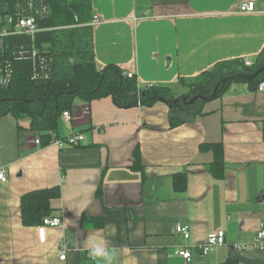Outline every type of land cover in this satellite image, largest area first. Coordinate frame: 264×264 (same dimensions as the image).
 <instances>
[{
	"label": "crops",
	"instance_id": "crops-1",
	"mask_svg": "<svg viewBox=\"0 0 264 264\" xmlns=\"http://www.w3.org/2000/svg\"><path fill=\"white\" fill-rule=\"evenodd\" d=\"M242 1L91 0L97 67L116 64L141 85L182 93L181 79L221 61H254L264 49V0L251 13L239 12ZM70 114L57 135L85 140L63 148L35 143L29 118L0 116V264H97L93 241L120 251L115 264H264V249L249 244L264 226V89L233 82L181 124L164 102L122 108L111 96L78 100ZM220 142L226 168L217 177L213 151L200 145ZM179 175L184 190L175 188ZM55 186L51 214L62 224L24 225L22 196ZM178 223L190 226L189 263L177 252L185 244ZM222 230L227 243L202 256L198 245ZM241 243L247 248L234 246Z\"/></svg>",
	"mask_w": 264,
	"mask_h": 264
},
{
	"label": "trees",
	"instance_id": "trees-1",
	"mask_svg": "<svg viewBox=\"0 0 264 264\" xmlns=\"http://www.w3.org/2000/svg\"><path fill=\"white\" fill-rule=\"evenodd\" d=\"M30 10L25 0H0V16L17 15L36 18L38 31L32 37L13 33L4 38L5 49L0 52V116L29 118L30 129L46 146L57 135L65 111H72L78 100L90 103L111 96L117 106H153L159 101L170 106L172 123H184L187 116L202 112L204 103L221 97L233 82L246 83L257 91L264 81V49L251 65L242 58L221 61L195 79H181L187 91L179 93L170 84L141 85L136 77L128 76L116 64L99 69L95 59L91 0H36ZM13 25H10L11 29ZM11 68L8 84L1 82V70ZM194 103H186L182 96ZM178 98V100H177ZM177 100V103H175ZM58 136V135H57ZM264 136V125H263ZM201 150H212L209 165L217 177L225 173L226 163L222 143H202ZM135 150L134 167L140 168L139 152ZM177 178V177H176ZM186 178L179 175L175 188L184 190ZM99 186L97 195L101 197ZM61 195L59 186L35 189L21 198V217L26 226L40 225L51 214V200ZM86 214H83L85 217Z\"/></svg>",
	"mask_w": 264,
	"mask_h": 264
},
{
	"label": "built area",
	"instance_id": "built-area-1",
	"mask_svg": "<svg viewBox=\"0 0 264 264\" xmlns=\"http://www.w3.org/2000/svg\"><path fill=\"white\" fill-rule=\"evenodd\" d=\"M36 0H25L28 7L33 9V5ZM257 9L256 7V1L255 0H246L242 1L239 4L238 10L242 13H251L255 12ZM99 17L94 16L93 23H98ZM10 25H13V29H11ZM38 31V25L36 22V18L33 15L24 16V15H17L16 17L8 15L7 17L0 16V52H4L5 44H4V38L8 35H11L13 33H25L29 34L32 37L35 35V33ZM253 63L252 60L245 59V64L251 65ZM1 82L4 84H8L12 72L11 68H6L5 73L4 70H1ZM133 73H128V76L132 77ZM259 91H263L264 89V82L260 83L258 87ZM63 116L70 120L71 114L69 111H65L63 113ZM85 140V136L83 133L75 132L72 133L66 137H59L57 135H54L50 141V143L58 146L59 148H63L67 145L69 146H75L80 145ZM35 143L41 144V138L37 135L35 138ZM0 180L1 181H7V171L4 167L0 166ZM62 224V219L59 215L54 216H47L42 221L43 227H57ZM176 232L180 234L183 239L184 243L182 246H180V249H178V254L182 256L187 263L191 262L193 252L191 249V246L188 244V241L191 237V231L190 226L182 223H178L176 226ZM227 243L226 240V233L225 231H219L217 234H212L207 237V239L198 245V249L200 251V254L202 256L209 255L212 251H214L217 247L223 246ZM253 248L258 249H264V226L255 233V235L252 237V241L249 243ZM234 246L237 249H246L248 244L241 243V244H234ZM59 258L61 260H66L67 258V250L62 249L60 251Z\"/></svg>",
	"mask_w": 264,
	"mask_h": 264
},
{
	"label": "clouds",
	"instance_id": "clouds-1",
	"mask_svg": "<svg viewBox=\"0 0 264 264\" xmlns=\"http://www.w3.org/2000/svg\"><path fill=\"white\" fill-rule=\"evenodd\" d=\"M89 256L97 264H115L120 251L115 247H109L102 241H93L89 245Z\"/></svg>",
	"mask_w": 264,
	"mask_h": 264
},
{
	"label": "water",
	"instance_id": "water-1",
	"mask_svg": "<svg viewBox=\"0 0 264 264\" xmlns=\"http://www.w3.org/2000/svg\"><path fill=\"white\" fill-rule=\"evenodd\" d=\"M263 71H264V67L260 68V69H259L254 75L260 74V73L263 72ZM216 89H217V88H216ZM216 89H215V91H214V93H213V97H215V95H216ZM199 97H200V95H197V96H195L193 99H191L190 101H187V97L183 96V97L181 98V100L184 101V102H186V103H194ZM175 103H177V100H176ZM263 199H264V195H263Z\"/></svg>",
	"mask_w": 264,
	"mask_h": 264
}]
</instances>
